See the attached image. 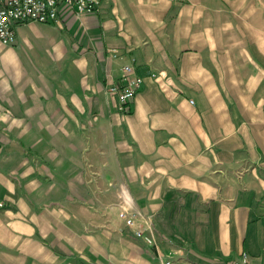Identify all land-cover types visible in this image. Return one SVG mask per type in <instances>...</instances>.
Returning a JSON list of instances; mask_svg holds the SVG:
<instances>
[{"label":"crops","instance_id":"obj_1","mask_svg":"<svg viewBox=\"0 0 264 264\" xmlns=\"http://www.w3.org/2000/svg\"><path fill=\"white\" fill-rule=\"evenodd\" d=\"M14 30L0 264H264V0H100Z\"/></svg>","mask_w":264,"mask_h":264},{"label":"built area","instance_id":"obj_2","mask_svg":"<svg viewBox=\"0 0 264 264\" xmlns=\"http://www.w3.org/2000/svg\"><path fill=\"white\" fill-rule=\"evenodd\" d=\"M100 0H0V43L9 45L15 42L14 26L19 23L36 21L54 22L60 14H93L97 12ZM142 78L134 71V67L126 64L122 67L121 83L113 84L109 91L114 94L118 108L124 112L129 110V103L139 90ZM192 102V101H190ZM126 225L131 226L133 217L120 214ZM135 236L145 243L154 245V237L144 234L141 229L134 231ZM160 264H176L171 256L159 257ZM239 264H253L246 252H242Z\"/></svg>","mask_w":264,"mask_h":264},{"label":"bare ground","instance_id":"obj_3","mask_svg":"<svg viewBox=\"0 0 264 264\" xmlns=\"http://www.w3.org/2000/svg\"><path fill=\"white\" fill-rule=\"evenodd\" d=\"M138 74V73H137Z\"/></svg>","mask_w":264,"mask_h":264}]
</instances>
